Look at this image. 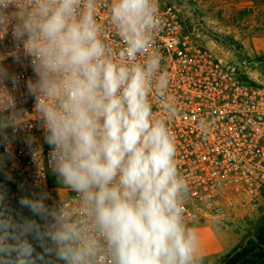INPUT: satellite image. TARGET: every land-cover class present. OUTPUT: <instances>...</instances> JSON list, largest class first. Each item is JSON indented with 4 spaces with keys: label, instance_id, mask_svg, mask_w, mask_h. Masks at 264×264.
Segmentation results:
<instances>
[{
    "label": "clouds",
    "instance_id": "1",
    "mask_svg": "<svg viewBox=\"0 0 264 264\" xmlns=\"http://www.w3.org/2000/svg\"><path fill=\"white\" fill-rule=\"evenodd\" d=\"M99 0H0L47 166L72 195L18 197L0 184V264H203L186 219L189 184L176 163L177 114L155 47L158 0H108L120 45L105 40ZM0 55V137L20 131L12 92L21 79ZM11 83V89L8 83ZM153 100L162 115H157ZM207 132L208 125L200 121ZM33 136L26 143L35 158ZM8 179H11L9 176Z\"/></svg>",
    "mask_w": 264,
    "mask_h": 264
},
{
    "label": "built area",
    "instance_id": "2",
    "mask_svg": "<svg viewBox=\"0 0 264 264\" xmlns=\"http://www.w3.org/2000/svg\"><path fill=\"white\" fill-rule=\"evenodd\" d=\"M108 0H99L97 15L104 25L105 40L120 45L110 26ZM162 24L154 45L162 53V67L169 73V91L175 98L177 114L169 120L175 134L179 171L189 184L186 219L190 227L206 222L224 225L239 215L253 219L264 209V82L250 75L251 62L245 55L230 58L211 52L200 41V33L190 31L181 11L167 0H158ZM9 38L0 41L5 65L16 73L21 84L12 92L18 110H23L22 130L6 129L8 140L0 137V174L21 195L47 191L52 200L72 195L56 183L47 166V145L42 142L32 101L25 95L29 76L17 63ZM11 89V83H8ZM155 112L162 115L158 102ZM208 125L207 132L200 121ZM36 141L35 158L26 140ZM11 179H8V177Z\"/></svg>",
    "mask_w": 264,
    "mask_h": 264
},
{
    "label": "rangeland",
    "instance_id": "3",
    "mask_svg": "<svg viewBox=\"0 0 264 264\" xmlns=\"http://www.w3.org/2000/svg\"><path fill=\"white\" fill-rule=\"evenodd\" d=\"M174 4L185 19L190 31L200 33V41L211 52L230 58L233 54L245 55L251 62L250 75L264 82V0H167ZM5 182L0 174V184ZM9 191L10 205L20 210L17 200L20 196L14 186ZM264 226V209L255 213L253 219L239 215L228 224L206 222L194 226L196 231L208 229L229 245V251L217 255L210 264H217L235 249L255 240ZM217 236V238H218ZM231 238H235V240ZM201 250V249H199Z\"/></svg>",
    "mask_w": 264,
    "mask_h": 264
},
{
    "label": "trees",
    "instance_id": "4",
    "mask_svg": "<svg viewBox=\"0 0 264 264\" xmlns=\"http://www.w3.org/2000/svg\"><path fill=\"white\" fill-rule=\"evenodd\" d=\"M7 189L12 185L2 182ZM217 264H264V226L255 240L235 249Z\"/></svg>",
    "mask_w": 264,
    "mask_h": 264
},
{
    "label": "crops",
    "instance_id": "5",
    "mask_svg": "<svg viewBox=\"0 0 264 264\" xmlns=\"http://www.w3.org/2000/svg\"><path fill=\"white\" fill-rule=\"evenodd\" d=\"M200 241L199 254L203 257V264H210L217 255L226 254L229 249V245L222 246L224 241L221 237L218 238L208 229H200L197 231ZM233 238L230 239L232 241ZM235 240V238L233 239Z\"/></svg>",
    "mask_w": 264,
    "mask_h": 264
}]
</instances>
